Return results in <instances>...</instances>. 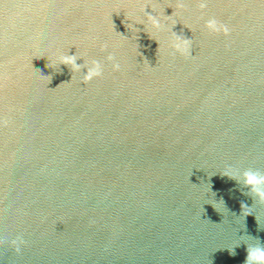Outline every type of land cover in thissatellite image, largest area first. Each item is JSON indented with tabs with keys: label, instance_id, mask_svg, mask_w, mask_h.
Instances as JSON below:
<instances>
[{
	"label": "water",
	"instance_id": "water-1",
	"mask_svg": "<svg viewBox=\"0 0 264 264\" xmlns=\"http://www.w3.org/2000/svg\"><path fill=\"white\" fill-rule=\"evenodd\" d=\"M0 118V264H242L245 225L264 242L240 175L264 172V0H0Z\"/></svg>",
	"mask_w": 264,
	"mask_h": 264
},
{
	"label": "clouds",
	"instance_id": "clouds-1",
	"mask_svg": "<svg viewBox=\"0 0 264 264\" xmlns=\"http://www.w3.org/2000/svg\"><path fill=\"white\" fill-rule=\"evenodd\" d=\"M206 5L204 2H201L200 7L204 8ZM145 14L147 17L148 24L155 29L156 31H161L165 28V25L154 16L151 12L146 11ZM137 24H143V21H136ZM134 26V25H133ZM135 27V26H134ZM204 27L208 30L209 34H223L227 36L230 33V28L223 22L217 20L215 17H211L204 22ZM139 30V28H137ZM169 45L174 50V52L179 53L184 57L192 56V39L185 37L182 34H178L175 31H171V36L169 39ZM107 45H102L101 50H104ZM159 48V47H158ZM83 58L78 55L77 52L74 54L62 53L58 56L57 61L59 64L66 65L70 68L72 72H81L82 69H87L83 71L80 80L83 84H88L94 78H100L103 76V65L98 60L92 59L87 61L83 59V63H77V60ZM107 60L115 61V57L112 53H109ZM48 66V65H46ZM121 65L118 62H113V70H119ZM51 79L49 80L50 83ZM64 83V82H62ZM59 86V85H58ZM57 86V87H58ZM7 125V121L3 118H0V127ZM221 177H227L231 180H234L236 184H240L241 181L237 178L236 169L231 165H228L226 169L220 174ZM240 175L243 177L242 184L246 192H242L243 195L249 196L252 198V205L249 206L244 201H241V212H243L244 217L246 218L249 215H253L251 209L256 204H264V172H261L259 169L247 168L244 169ZM220 200H223L221 198ZM248 209V211H244ZM258 231L264 230V228L259 227L258 221ZM249 241H255V243H249ZM6 243L5 238L0 237V245ZM26 241L21 235H17L14 239L10 241L11 246L14 248L15 252L19 253L21 251V245L25 244ZM241 244L246 246V257L242 264H264V242L261 241L259 236H252L246 230L244 234L240 236L239 242L230 249H227L229 255H236V247L241 246Z\"/></svg>",
	"mask_w": 264,
	"mask_h": 264
}]
</instances>
